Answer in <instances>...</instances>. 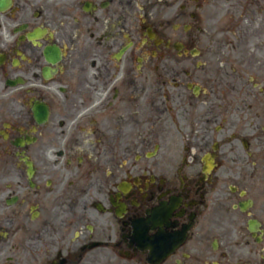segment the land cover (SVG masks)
Listing matches in <instances>:
<instances>
[{
    "label": "flooded vegetation",
    "instance_id": "af4514ba",
    "mask_svg": "<svg viewBox=\"0 0 264 264\" xmlns=\"http://www.w3.org/2000/svg\"><path fill=\"white\" fill-rule=\"evenodd\" d=\"M12 1L0 264H264L242 160L261 145L264 88L249 79L264 75V0ZM185 102L201 122L181 146ZM210 126L221 141L206 175Z\"/></svg>",
    "mask_w": 264,
    "mask_h": 264
},
{
    "label": "rangeland",
    "instance_id": "374dc122",
    "mask_svg": "<svg viewBox=\"0 0 264 264\" xmlns=\"http://www.w3.org/2000/svg\"><path fill=\"white\" fill-rule=\"evenodd\" d=\"M190 112V113H189ZM188 113V115H186V119H194V118H196V119H198L199 117H198V115H197V113L196 112H192V111H189ZM256 112H259L262 116L264 115V110H261V111H255L254 113H256ZM260 129H261V127H260ZM262 133V132H261ZM259 134H260V132H259ZM264 154V153H263ZM258 156H259V162L257 163V162H255L257 165H261V166H264V164H263V162H262V160H263V158L261 157V154L260 153H258ZM255 160H256V157H255ZM254 160V161H255ZM259 171V173L262 175V180L261 181H259L260 182V184H258L259 182H256V184H258L257 186L255 185L254 186V188H253V194H252V196L254 197V198H256V194H257V192H258V190L260 189V190H262V189H264V170H258ZM257 199V198H256ZM259 204H260V208H263L264 207V199H261L260 200V202H259Z\"/></svg>",
    "mask_w": 264,
    "mask_h": 264
}]
</instances>
